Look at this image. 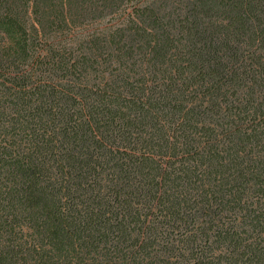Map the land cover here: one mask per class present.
Returning <instances> with one entry per match:
<instances>
[{"label":"trees","instance_id":"1","mask_svg":"<svg viewBox=\"0 0 264 264\" xmlns=\"http://www.w3.org/2000/svg\"><path fill=\"white\" fill-rule=\"evenodd\" d=\"M0 264H264V0H0Z\"/></svg>","mask_w":264,"mask_h":264}]
</instances>
